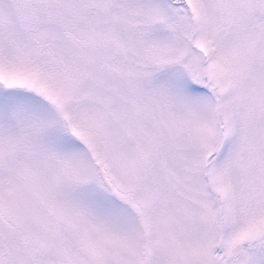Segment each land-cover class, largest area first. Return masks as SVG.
I'll list each match as a JSON object with an SVG mask.
<instances>
[{"label":"snow or ice","instance_id":"obj_1","mask_svg":"<svg viewBox=\"0 0 264 264\" xmlns=\"http://www.w3.org/2000/svg\"><path fill=\"white\" fill-rule=\"evenodd\" d=\"M0 264H264V0H0Z\"/></svg>","mask_w":264,"mask_h":264}]
</instances>
